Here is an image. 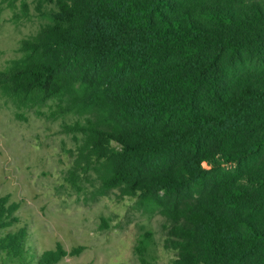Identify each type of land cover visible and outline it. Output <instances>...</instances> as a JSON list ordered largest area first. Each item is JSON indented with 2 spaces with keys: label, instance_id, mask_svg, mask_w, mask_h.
Instances as JSON below:
<instances>
[{
  "label": "trees",
  "instance_id": "16d2710c",
  "mask_svg": "<svg viewBox=\"0 0 264 264\" xmlns=\"http://www.w3.org/2000/svg\"><path fill=\"white\" fill-rule=\"evenodd\" d=\"M0 71L18 108L87 116L77 164L163 216L171 264H264V0H38ZM0 208V264H28ZM140 264H151L141 248Z\"/></svg>",
  "mask_w": 264,
  "mask_h": 264
},
{
  "label": "rangeland",
  "instance_id": "374dc122",
  "mask_svg": "<svg viewBox=\"0 0 264 264\" xmlns=\"http://www.w3.org/2000/svg\"><path fill=\"white\" fill-rule=\"evenodd\" d=\"M37 4L0 0V71L47 23ZM55 107L20 109L0 91V208L13 221L1 234L26 233L28 264H140L139 248L151 264H171L166 219L119 190L99 194L97 175L76 162L83 135L64 129L87 116L53 118Z\"/></svg>",
  "mask_w": 264,
  "mask_h": 264
}]
</instances>
